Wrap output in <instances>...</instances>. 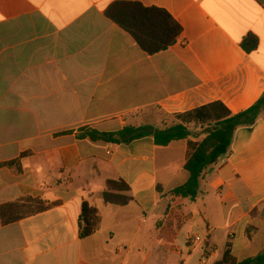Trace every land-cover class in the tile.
Wrapping results in <instances>:
<instances>
[{
    "label": "crops",
    "instance_id": "obj_1",
    "mask_svg": "<svg viewBox=\"0 0 264 264\" xmlns=\"http://www.w3.org/2000/svg\"><path fill=\"white\" fill-rule=\"evenodd\" d=\"M116 1L166 10L182 26L178 42L147 54L106 16ZM248 35L259 40L253 53L242 47ZM263 94L264 0H0V264H216L228 251L235 264L261 254L264 111L203 173L179 230L166 211L208 125ZM176 123L195 134L167 147L152 136L122 145L83 136ZM109 180L127 183L133 201L106 204ZM84 203L99 215L86 238Z\"/></svg>",
    "mask_w": 264,
    "mask_h": 264
},
{
    "label": "trees",
    "instance_id": "obj_2",
    "mask_svg": "<svg viewBox=\"0 0 264 264\" xmlns=\"http://www.w3.org/2000/svg\"><path fill=\"white\" fill-rule=\"evenodd\" d=\"M106 16L129 33L137 44L149 55H155L174 46L181 34L182 26L166 10L157 7H145L141 3L116 1L106 10ZM259 40L254 35H248L242 42L243 49L253 53L258 49ZM264 111V94L249 109L238 113H227L216 123L209 124L206 137L196 145H192V153L184 169L190 174L187 183L169 192L172 202L166 211V221L175 230L183 224V209L186 199L194 201L200 192L203 173L213 166L220 158L226 156L231 149L233 136L240 127L251 126L257 122ZM211 118V115H206ZM191 130L181 123L165 128L143 124L139 127L127 126L118 132H99L84 130V137L94 142L122 145L130 144L146 137H154L156 145L167 147L174 141L186 140L194 136ZM17 161L9 163L13 165ZM130 187L123 180H109L102 197L106 204L124 207L133 201L129 195ZM81 236H91L97 229L99 221L98 211L84 203L82 207ZM4 224L11 219L2 218ZM229 251L223 261L216 264H229ZM235 264H264V251L256 257Z\"/></svg>",
    "mask_w": 264,
    "mask_h": 264
},
{
    "label": "built area",
    "instance_id": "obj_3",
    "mask_svg": "<svg viewBox=\"0 0 264 264\" xmlns=\"http://www.w3.org/2000/svg\"><path fill=\"white\" fill-rule=\"evenodd\" d=\"M192 242L194 243H198V244H201L202 242H204V238H202L201 236L199 235H192L191 239H190Z\"/></svg>",
    "mask_w": 264,
    "mask_h": 264
}]
</instances>
